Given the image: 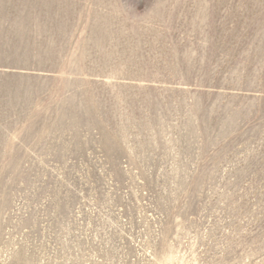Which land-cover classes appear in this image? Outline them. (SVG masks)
Instances as JSON below:
<instances>
[{"label": "rangeland", "instance_id": "374dc122", "mask_svg": "<svg viewBox=\"0 0 264 264\" xmlns=\"http://www.w3.org/2000/svg\"><path fill=\"white\" fill-rule=\"evenodd\" d=\"M0 264H264V0H0Z\"/></svg>", "mask_w": 264, "mask_h": 264}]
</instances>
